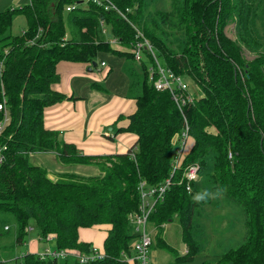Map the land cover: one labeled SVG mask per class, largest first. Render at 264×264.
<instances>
[{
    "label": "trees",
    "instance_id": "16d2710c",
    "mask_svg": "<svg viewBox=\"0 0 264 264\" xmlns=\"http://www.w3.org/2000/svg\"><path fill=\"white\" fill-rule=\"evenodd\" d=\"M114 1L122 10L130 8L131 22L116 10L84 0H29L0 11V100L4 91L11 112L0 136V143L7 145L0 165V212L14 214L20 242L34 223L41 242L54 233L55 248L85 252L92 244L79 239V228L108 223L105 256L87 264H126L137 238L130 214L139 210L140 183L156 186L170 176L176 148L172 138L182 131L186 117L189 135L179 167L150 215V225L157 229L151 246L175 251L163 229L177 218L187 249L174 262L194 257L198 251L194 216L200 204L211 200H193L204 182V191L218 189L242 207L247 235L217 261L203 264H264V49L247 60L242 43L224 30L233 21L244 39L263 37L264 8L258 9L262 0H177L150 23L142 19L141 0ZM73 4L77 6L68 10ZM15 13L26 16L27 27L7 35ZM166 19L172 20V34L179 40L165 35L169 30L158 20ZM136 26L150 39L164 66L197 85L199 96L192 102L180 108L169 90L155 87L150 53L145 51L141 62L134 59ZM110 37H117L119 45H112ZM101 51L126 57L127 95L135 98L136 108L117 132L137 137L126 152L86 154L45 125V110L71 98L52 86L59 80L58 62L94 64ZM92 85L105 88L100 82ZM37 151H54L64 164H96L101 173L63 171L52 178L30 160ZM194 162L202 179L189 191L183 173ZM20 264L82 263L27 251Z\"/></svg>",
    "mask_w": 264,
    "mask_h": 264
},
{
    "label": "rangeland",
    "instance_id": "374dc122",
    "mask_svg": "<svg viewBox=\"0 0 264 264\" xmlns=\"http://www.w3.org/2000/svg\"><path fill=\"white\" fill-rule=\"evenodd\" d=\"M176 1L177 0H141L143 5L142 19L150 23L155 18L159 17L158 12L171 10ZM28 2L29 0H0V11L6 10L7 8H17ZM263 8L264 0L260 1L258 9L263 10ZM158 22L160 26L163 24V26L169 30L168 34L165 33V35H169V38L179 40L178 37L174 38L172 34V20H158ZM26 27V16L21 13H15L12 17V23L6 33L7 35L20 34ZM67 28L70 33L69 24ZM224 30L226 35L230 38L239 40L242 43L243 55L247 60L252 59L259 50L264 49V36L257 37L256 39L253 37L244 39L238 31L236 22H228ZM252 43L255 44V46H252L254 49L250 48ZM160 62L163 63L161 59ZM113 64L115 67L117 62L114 61ZM187 80L190 82L192 90H194L197 95L199 93L198 87L191 79L188 78ZM30 160L46 168L49 176L52 178H56V174H58L60 170H62V172H76L84 175L101 173L96 164H64L54 151L33 152L30 154ZM201 174L202 173H200L197 182L202 179ZM201 184L202 186L199 192L204 191V182ZM217 190L214 189L208 192V198L211 200L200 204L194 216L192 232L198 244L197 253L192 259L178 261L175 264H203L215 262L223 252L238 246L245 240L247 235L245 224L246 216L242 211V207L234 200L224 197L218 192L219 190ZM195 193L197 194L198 191L195 190ZM30 227L31 229L29 232L24 235V240L20 242L17 239L18 226L14 214L0 212V260L6 261L7 264H20L23 254L27 251H31V249L35 247V243L38 244L39 249L44 246V243H41V245L39 243V232L35 224L32 223ZM152 228L153 227L150 225V231L152 237H154L157 231L154 233L156 229L152 230ZM163 237L171 244L175 251H168L159 247H153V249L158 248V252L160 253V261L158 264H172L175 257L183 255L187 249V244L184 243L182 238V227L177 218L166 223L163 229ZM48 246L53 249L55 247L54 241H48Z\"/></svg>",
    "mask_w": 264,
    "mask_h": 264
},
{
    "label": "crops",
    "instance_id": "0c3cea01",
    "mask_svg": "<svg viewBox=\"0 0 264 264\" xmlns=\"http://www.w3.org/2000/svg\"><path fill=\"white\" fill-rule=\"evenodd\" d=\"M102 61L106 64L102 65ZM114 61L117 62L115 67ZM95 62H58L59 80L52 86L71 98L47 107L44 123L48 128L57 130L65 141L75 142L86 154L126 152L137 137L131 132H117L118 127L127 124V116L136 108L135 98L127 95L130 79L124 69L126 57L101 51L96 55ZM93 82L103 83L105 88L95 87ZM109 227L108 223L80 227L79 239L104 250L103 241ZM54 236L53 233L49 240L39 241L40 245L44 243V248L50 247L48 241H54ZM43 247L39 249L35 243L31 251L39 252ZM150 260L152 264H158V248L151 246ZM126 264L137 263L130 256Z\"/></svg>",
    "mask_w": 264,
    "mask_h": 264
},
{
    "label": "built area",
    "instance_id": "2783aa9c",
    "mask_svg": "<svg viewBox=\"0 0 264 264\" xmlns=\"http://www.w3.org/2000/svg\"><path fill=\"white\" fill-rule=\"evenodd\" d=\"M85 2H92L99 6H102L105 10H116L122 17L130 21L128 18L129 7L126 10L119 8L117 3L114 0H84ZM77 4L68 6L67 9H73ZM131 22V21H130ZM135 25V24H134ZM102 31L107 32V28L103 20H101ZM136 41L132 44L131 51L133 52L134 59L137 62H141L144 57L145 51L150 53L153 57L154 63L149 68L150 70V80L154 82V85L157 89H167L169 90L173 98L175 99L178 107L182 108L189 102H192L195 96H199V93L196 95L194 90H192L190 82L181 74L176 73L171 68L164 66L160 59L157 57L155 52L154 45L150 39L136 26ZM109 41L112 45H119L117 37H110ZM2 60H0V66L2 65ZM102 65H105L106 62L102 61ZM197 86V85H196ZM0 136L11 120V112L7 105L6 96L4 91L2 92V99L0 100ZM189 135V124L187 118L184 120V127L182 131L177 132L173 138L172 143L175 145V157L173 160L172 172L169 177L161 181L156 186H147L145 181H141V203L139 205V210L131 213V222L135 232H137V238L133 242L134 255L132 258L136 260L137 264H152L150 260V248L153 242V237L150 231V215L154 211L156 203L159 199L164 197L166 190L171 184V177L175 170L179 167V159L183 153V149L186 145ZM7 148V145L0 143V165L3 162L5 155L4 150ZM200 166L198 163H189L184 170L183 180H185L187 190L191 191L193 188V183L199 177ZM31 229V227H28ZM53 233L48 234L46 239H50ZM39 256L44 257H57V258H66L73 257L80 261L82 264H87L88 262L100 259L105 256V251L100 250L98 247L92 245L90 252H85L77 248H44L42 251H39ZM130 258V257H129ZM127 258V260L129 259Z\"/></svg>",
    "mask_w": 264,
    "mask_h": 264
},
{
    "label": "clouds",
    "instance_id": "9594fccd",
    "mask_svg": "<svg viewBox=\"0 0 264 264\" xmlns=\"http://www.w3.org/2000/svg\"><path fill=\"white\" fill-rule=\"evenodd\" d=\"M208 198V192L207 190L203 192H198L194 197L193 200L196 202L206 201Z\"/></svg>",
    "mask_w": 264,
    "mask_h": 264
},
{
    "label": "water",
    "instance_id": "95a60500",
    "mask_svg": "<svg viewBox=\"0 0 264 264\" xmlns=\"http://www.w3.org/2000/svg\"><path fill=\"white\" fill-rule=\"evenodd\" d=\"M94 64H96V62H94Z\"/></svg>",
    "mask_w": 264,
    "mask_h": 264
}]
</instances>
